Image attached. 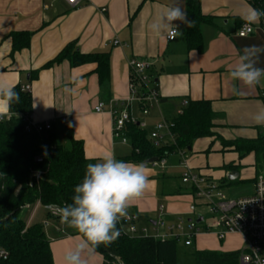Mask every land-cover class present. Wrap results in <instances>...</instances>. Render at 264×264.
<instances>
[{
  "label": "crops",
  "instance_id": "0c3cea01",
  "mask_svg": "<svg viewBox=\"0 0 264 264\" xmlns=\"http://www.w3.org/2000/svg\"><path fill=\"white\" fill-rule=\"evenodd\" d=\"M76 1L69 4L66 0H0V83L13 88L30 86L33 118L40 122L53 120L59 140L64 141L65 134L71 133L83 141L89 159L100 160L111 155L122 160L131 154V143L123 144L113 137V119L108 108L131 97L133 74L129 61L133 58L147 64V72L157 83L161 96L160 104L149 115L142 114L140 104L132 103L133 117L146 124L142 129L147 133L164 118L175 119L179 111L183 113L194 101L211 103L212 111L218 116L213 120L212 132L224 140H253L264 133V126L256 125L252 119L260 108H264V77L258 85L248 87L229 76V68L235 64L242 48L264 45L263 17L251 24L254 26L252 34L245 37L237 34L245 24L241 15L256 9L250 0H201V12L211 17L200 26L202 51L188 48L185 23L181 21H174L170 28L178 29L172 40H168L166 34L148 30V24L169 6L179 5L186 12L187 0ZM27 31L32 33L28 47L15 49L12 32ZM117 39L120 44L115 46L112 43ZM70 45L72 51L83 54H110V91L100 84L95 61L72 66L71 61L62 59L46 67ZM256 66L264 67V55L260 56ZM65 88H75V92L65 91ZM233 89L239 94H234ZM100 102L107 104L104 112L95 111ZM0 115H10L9 105L0 109ZM216 135L194 141L192 148L187 150L190 167L214 178L224 191L230 186L248 183L251 191L241 196L253 194L259 173L255 155L248 154L254 160L252 173L248 175L249 172L239 170V154L224 148L221 139H215ZM214 151L233 152L235 157L224 161ZM167 163L160 170H157L160 166H154L152 162L144 164L149 182L143 194L127 208V213L134 216L139 227H146L141 225L143 221L151 223V232L157 230L156 221L160 216L168 225H176L177 233L178 225L188 224L197 214H204L200 210L205 207L194 198L191 187L180 177L183 167L179 156L169 154ZM227 164L238 168L225 169ZM234 172L238 173V178H229L228 175ZM172 178L177 183L171 189L168 184ZM191 204L197 207L195 214L191 213ZM161 205L163 211L159 208ZM27 209L31 213L24 220L26 224L33 213L29 225L41 223L45 227L54 263L64 264L65 252L73 249L83 237L41 203ZM160 231L166 232V229ZM244 242V236L239 234H227L222 240L214 233H200L192 245L186 247H191L193 252H228L239 251ZM180 246L185 247L183 241H179L178 248ZM81 259L83 264L107 263L105 256L96 249L91 255L85 251ZM178 261L180 263L179 252Z\"/></svg>",
  "mask_w": 264,
  "mask_h": 264
},
{
  "label": "trees",
  "instance_id": "16d2710c",
  "mask_svg": "<svg viewBox=\"0 0 264 264\" xmlns=\"http://www.w3.org/2000/svg\"><path fill=\"white\" fill-rule=\"evenodd\" d=\"M250 1L258 11L264 12L263 0ZM185 13L192 22L191 26L185 24L188 48L202 51L200 26L211 17L201 12V0H187ZM11 36L13 47L22 49L28 47L32 33L12 32ZM71 48L70 45L62 50L46 67L62 59L71 61L72 66L95 61L98 64L96 73L99 82L110 91V54H83ZM14 91L19 94V99L8 104L10 115L0 120V247L8 251L7 258H0V264H55L45 227L41 223L27 226L20 216L21 210L36 202H40L48 211L49 206L60 209L70 204L73 189L82 181L86 165L99 159L87 158L83 141L71 133L65 134L64 141L59 140L54 125L45 132H27L21 115L32 111V95L20 86H15ZM216 117L210 102H191L174 119L175 145L162 148L155 147L148 133L139 125L128 123L125 134L130 140L132 152L122 160L147 164L150 158H162L174 153L177 148L189 151L197 138L216 135L212 132ZM218 137L222 146L238 153L239 158L253 153L257 172L264 170V133L253 140H224ZM37 158L42 161L38 162ZM224 168L234 170L238 167L227 164ZM38 173H41L39 177ZM116 228L120 235L115 240L95 247L105 256L106 264H181L177 252L179 240L149 235L131 237L121 234L120 224L117 223ZM240 256L241 251L198 250L194 251L193 263L183 264H240Z\"/></svg>",
  "mask_w": 264,
  "mask_h": 264
},
{
  "label": "built area",
  "instance_id": "2783aa9c",
  "mask_svg": "<svg viewBox=\"0 0 264 264\" xmlns=\"http://www.w3.org/2000/svg\"><path fill=\"white\" fill-rule=\"evenodd\" d=\"M69 4H75L76 0H66ZM171 31L178 32V29ZM254 32V26L244 24L237 31L238 36L245 37ZM172 40L174 38H168ZM113 45L120 44V40H114ZM129 66L133 74L130 89L131 97L119 103V105H110L109 113L113 119V137L121 141L123 144H130L129 138L125 134L126 125L128 123L137 124L140 128H145L146 124L133 117L132 103L140 104L143 115H149L150 111L160 104L161 96L157 88V83L152 79L150 73L147 72V64L139 59L133 58L129 61ZM30 86L22 87V90L29 92ZM107 104L98 103L95 111L104 112ZM182 111H179L181 114ZM23 122H25V129L27 132H45L53 127V120H45V122L37 121L33 118L31 112L22 114ZM179 116V115H178ZM5 116L0 115V120ZM8 117V116H7ZM176 124L174 119H165L158 122L150 130L148 138L152 144L157 148L175 145L176 133L173 129ZM264 130V129H263ZM177 151L169 154H176L180 158V165L183 167L181 178L183 183L188 184L193 192L194 198L203 204L207 209L206 214L196 215L194 219L188 221L187 227L183 224L178 226L182 234H177L176 225H168L162 216L156 221V228L154 232L149 235L147 227H139L132 214L127 213L126 216L121 217L118 224L122 227V235L137 237L140 235L154 236L160 239L174 238L183 241L185 246H191L193 240L200 233H214L220 239L227 238V234L234 233L243 235L245 242L241 251L240 264H264V170L257 173L255 179V192L251 195L241 197H230L223 190L214 178L209 177L199 171H194L187 162V150L177 148ZM166 154L162 158H157L152 162L154 166L165 168L167 166L168 156ZM41 162V158H37ZM41 173L37 174V177ZM40 204L36 202L32 205H27V208H35ZM191 213L195 214L197 207L191 204ZM162 211L163 206L159 207ZM34 210V209H33ZM54 215H59V212L52 210ZM33 213L27 222V226L32 219ZM166 229V232L160 230ZM8 251L0 247V258H7Z\"/></svg>",
  "mask_w": 264,
  "mask_h": 264
},
{
  "label": "clouds",
  "instance_id": "9594fccd",
  "mask_svg": "<svg viewBox=\"0 0 264 264\" xmlns=\"http://www.w3.org/2000/svg\"><path fill=\"white\" fill-rule=\"evenodd\" d=\"M261 17L264 12L249 9L240 18L251 25ZM174 21L188 26L192 23L179 5H172L148 24V30L174 38L177 33L170 30ZM261 55H264V45L242 48L235 64L229 68L230 78L248 87L258 85L264 77V67L256 66ZM65 91L74 93L75 88H65ZM233 92L239 94L237 89ZM18 99L13 86L0 83V109ZM252 119L256 125L264 126V108ZM148 182L144 164H132L111 155L88 163L82 181L73 189L72 202L59 209L61 222L83 236L80 243L65 252L64 264H83L82 253L91 255L96 246L115 240L120 235L117 222L126 216L127 208L143 194Z\"/></svg>",
  "mask_w": 264,
  "mask_h": 264
},
{
  "label": "rangeland",
  "instance_id": "374dc122",
  "mask_svg": "<svg viewBox=\"0 0 264 264\" xmlns=\"http://www.w3.org/2000/svg\"><path fill=\"white\" fill-rule=\"evenodd\" d=\"M220 136L219 134H217L215 136V139H219ZM221 137V136H220ZM126 148H129L128 146ZM214 154H217L219 155V158L220 159H224V161L227 159V158H234L235 155L233 152H228V153H216V151L213 152ZM239 158V157H238ZM236 158V159H238ZM253 163H254V160H252V157L250 155H245L243 157H240L238 159V164L240 165L239 166V170L240 171H247L249 172V174L252 173V169H253ZM236 167H238L237 165H235ZM158 169L157 170H160L161 167H157ZM168 170V169H167ZM175 178H172L171 181L169 182L168 184V188H174V185L175 183H177V181ZM167 187V186H166ZM162 192L166 193L165 190H161ZM226 193L228 196L230 197H236V196H241L242 194H245V193H249L251 191V185L246 183V184H241L240 186L238 185H233V186H230L228 188L225 189ZM162 197V196H161ZM161 202H165L164 198H160ZM202 210V211H201ZM200 212L206 214V216H208V213H207V209H201ZM21 218L23 220H27L28 217L30 216V213L31 211L28 210L27 208H23L21 210ZM140 223V222H139ZM142 223V224H141ZM140 224L141 225H145L148 229H149V235H151V223H149L148 221H143L141 222ZM186 222L184 223V225L186 226ZM179 226V225H178ZM177 234H182V231L180 229H177ZM138 236H142V235H138ZM137 236V237H138ZM240 244V243H239ZM178 252L180 254V263L183 264V263H193L195 261V257H194V252L192 251L191 247H181L178 248Z\"/></svg>",
  "mask_w": 264,
  "mask_h": 264
},
{
  "label": "water",
  "instance_id": "95a60500",
  "mask_svg": "<svg viewBox=\"0 0 264 264\" xmlns=\"http://www.w3.org/2000/svg\"><path fill=\"white\" fill-rule=\"evenodd\" d=\"M156 160H157V157H152V158H150V160L147 163H151V162H154ZM228 176H229V178H233V179L238 178V173L237 172L230 173ZM49 208L59 212V208H57V207L49 206Z\"/></svg>",
  "mask_w": 264,
  "mask_h": 264
}]
</instances>
